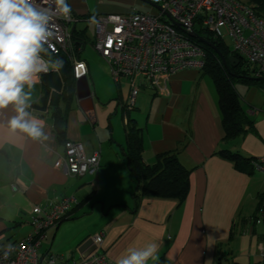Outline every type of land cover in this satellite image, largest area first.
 <instances>
[{
    "label": "crops",
    "instance_id": "obj_1",
    "mask_svg": "<svg viewBox=\"0 0 264 264\" xmlns=\"http://www.w3.org/2000/svg\"><path fill=\"white\" fill-rule=\"evenodd\" d=\"M139 4L147 11L152 9ZM119 11L103 13L130 10ZM71 12L79 17L76 23L102 14ZM84 46L73 49L87 63L88 73L80 79L73 75L75 91L69 101L64 140L82 142L88 155L98 151L99 168L95 174L81 176L65 171L63 142L53 132V112L63 110L65 102L43 99L41 81L51 83L52 79L41 74L31 89L27 110L44 121L47 139L9 132L6 126L15 115L13 106L0 110V251L32 231L29 216L35 205L74 195L77 204L68 218L47 231L39 247L41 255L77 260L91 236L102 232V250L112 264L129 247L142 248L153 242L158 245V259L148 264H264L260 254L263 226L259 231L260 225L249 221L264 198V173L246 161L264 155V104L257 101L260 94L264 99V86L240 80L233 83L253 124L246 132L224 139L216 86L201 69L160 77L156 89L141 85L128 109L129 91L122 92V82L115 86L103 57L86 54ZM98 82L106 90L96 86ZM129 119L142 131L145 164L154 165L159 156L173 152L189 170L182 201L146 194L135 199L137 182L125 157ZM224 150L238 154L242 168L223 157Z\"/></svg>",
    "mask_w": 264,
    "mask_h": 264
},
{
    "label": "built area",
    "instance_id": "obj_2",
    "mask_svg": "<svg viewBox=\"0 0 264 264\" xmlns=\"http://www.w3.org/2000/svg\"><path fill=\"white\" fill-rule=\"evenodd\" d=\"M137 1L150 6L151 11L131 9L124 14L102 13L87 18L94 23L92 48L108 64L114 81L120 83L124 78L129 85L128 109L132 108L141 85L156 89L160 77L203 67L205 50L195 41L201 42L198 37L208 40L207 36H211L224 42L228 39L243 68L252 77L264 78V14L251 5L241 0ZM41 2L55 7L53 0ZM78 20L72 12L68 19L56 13L50 25L53 36L45 45L53 54L64 53L68 57L76 79L88 73L87 63L74 54L71 42L73 27L69 25ZM193 32L197 37L190 35ZM63 146L61 160L67 174L81 176L97 172L98 151L86 154L79 141L67 140ZM251 164L254 170L264 173V155L253 158ZM77 202L74 195H69L57 202L50 200L43 206L35 205L29 216L32 231L11 243L15 251L7 260L3 259V250L0 251V264H112L102 250V232L91 236L95 249L86 257L69 261L51 253L40 254L39 247L47 231L66 219ZM249 221L263 226L260 254L264 261V198Z\"/></svg>",
    "mask_w": 264,
    "mask_h": 264
},
{
    "label": "trees",
    "instance_id": "obj_3",
    "mask_svg": "<svg viewBox=\"0 0 264 264\" xmlns=\"http://www.w3.org/2000/svg\"><path fill=\"white\" fill-rule=\"evenodd\" d=\"M241 1L251 5L258 13L264 14V0ZM72 27L71 42L73 49L77 50L85 44V29H77L75 23ZM207 38L215 44L225 59L229 55L236 56L224 41L213 39L211 36H207ZM195 41L201 44L205 50V59L201 70L213 79L216 86L222 114L224 139L234 138L249 130L253 122L243 110L241 100L234 89L233 83L240 80L247 84L264 86V82L256 79L238 78V75L247 77L249 74V71L243 68L241 60L236 66L230 65L228 61L227 65L224 66L214 49L198 40ZM47 51L53 58L58 57L64 62V66L59 72H49L47 74L52 79L50 80L51 83L41 81L44 100L50 98L53 101L55 98H61L65 102L63 110L59 108L53 112V132L64 145L67 141L64 140L66 117L69 101L75 91V79L68 57L64 53L53 54L48 49ZM125 130L127 166L137 182V188L134 193L135 199L138 200L143 194H146L158 197H172L177 199L178 202L182 201L187 194L189 170L179 162L176 153L168 152L162 154L154 165L145 164L141 156L143 147L141 129L135 126L133 120L129 119L125 125ZM221 155L231 159L237 167L242 168L241 162L243 159L238 154L224 150ZM252 159L249 158L246 161L254 170L251 164Z\"/></svg>",
    "mask_w": 264,
    "mask_h": 264
},
{
    "label": "clouds",
    "instance_id": "obj_4",
    "mask_svg": "<svg viewBox=\"0 0 264 264\" xmlns=\"http://www.w3.org/2000/svg\"><path fill=\"white\" fill-rule=\"evenodd\" d=\"M53 3L55 7L50 8L41 0H0V110L12 105L15 115L7 122L8 131L33 140L47 136L44 121L27 110L31 106V89L41 74L59 72L64 66L63 60L53 58L45 45L53 36L50 25L56 13L68 19L71 8L67 0ZM25 86L29 91H25ZM2 250L3 259L7 260L15 246L8 243ZM157 251L155 242L142 248L129 247L116 264H148L150 259H158Z\"/></svg>",
    "mask_w": 264,
    "mask_h": 264
},
{
    "label": "rangeland",
    "instance_id": "obj_5",
    "mask_svg": "<svg viewBox=\"0 0 264 264\" xmlns=\"http://www.w3.org/2000/svg\"><path fill=\"white\" fill-rule=\"evenodd\" d=\"M68 5L70 6L71 10L77 12V13H87L90 15H94L96 13H103L107 11V9H110L112 12H120L119 10L123 11H129L131 9H136L140 11H147V7H143L137 0H67ZM72 24L70 23L69 27L71 28ZM77 28H83L85 29L84 34V40H85V46L83 47V52H86V54L92 53L96 56L98 55L94 49L91 46V41L94 36V23L92 21H79L76 23ZM225 44L229 47L231 50V44L228 39H225ZM99 56V55H98ZM112 78V77H111ZM121 90L124 94H126L129 91V85L126 82V80L123 78L121 80ZM112 83L116 86V82L112 78ZM238 84V83H237ZM239 85H242L239 83ZM96 86L101 87V90H106V86L101 83H97ZM27 88V86H25ZM106 92L104 91V94ZM258 103L264 104V99L262 98L261 94L257 99ZM105 104V102H103ZM247 105V104H246ZM248 106V105H247ZM254 108L257 106L252 105ZM259 109V108H257ZM119 117H121V114L119 113ZM122 120V119H121ZM120 120V121H121ZM257 229L259 231L262 230V226H257Z\"/></svg>",
    "mask_w": 264,
    "mask_h": 264
},
{
    "label": "water",
    "instance_id": "obj_6",
    "mask_svg": "<svg viewBox=\"0 0 264 264\" xmlns=\"http://www.w3.org/2000/svg\"><path fill=\"white\" fill-rule=\"evenodd\" d=\"M199 17H200V16H198V18H199ZM194 28H195V30H198V31L200 30V28H199L198 25H195ZM202 28L205 29L204 26H203ZM190 35L193 36V37H197V34H196L195 32L190 33ZM198 39H199L202 43H204V44H206L207 46H209V47H211L212 49H214V51H215L216 54L219 56V58H220V60H221V62H222V64H223L224 66L227 65V61H228V63H229L230 65H232V66H236V65L238 64L239 60H238L237 57H235V56H233V55H229V56L227 57V59H225V57L223 56V54H222V53L220 52V50L215 46L214 43H212L211 41H209V40H207V39H205V38H203V37H198ZM238 76H239V77H245V76H241V75H238ZM250 79H256V80H260V81H263V82H264V78L250 77ZM80 85H81V83H80V81H78L76 87H77V90H79V91H80ZM84 248H85L84 251H83V250H80L81 257H86L87 255H89V254L95 249V244H93L92 240L90 239V241H89L86 245H84Z\"/></svg>",
    "mask_w": 264,
    "mask_h": 264
}]
</instances>
